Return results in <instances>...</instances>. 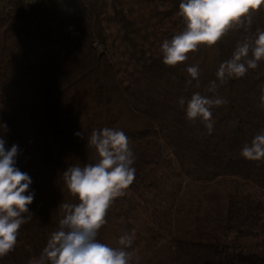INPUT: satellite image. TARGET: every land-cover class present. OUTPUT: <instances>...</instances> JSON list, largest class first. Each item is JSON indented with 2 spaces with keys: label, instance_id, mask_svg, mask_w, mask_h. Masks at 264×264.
<instances>
[{
  "label": "trees",
  "instance_id": "trees-1",
  "mask_svg": "<svg viewBox=\"0 0 264 264\" xmlns=\"http://www.w3.org/2000/svg\"><path fill=\"white\" fill-rule=\"evenodd\" d=\"M179 3L4 0L0 125L7 128L0 135L6 148L19 146L17 167L30 175L35 197L32 218L0 264L39 258L58 229L59 205L78 202L63 171L98 160L74 133L87 137L104 127L126 134L136 173L107 210L101 243L117 247L122 234L134 231L131 264H264V160L241 156L264 132V61L242 78L220 83L216 76L239 41L264 30V5L250 27L234 28L167 66L162 44L185 26ZM194 64L197 79L187 72ZM214 80L215 94L208 91ZM196 92L228 101L212 109L211 134L179 104ZM142 218L151 225L144 227Z\"/></svg>",
  "mask_w": 264,
  "mask_h": 264
},
{
  "label": "clouds",
  "instance_id": "clouds-1",
  "mask_svg": "<svg viewBox=\"0 0 264 264\" xmlns=\"http://www.w3.org/2000/svg\"><path fill=\"white\" fill-rule=\"evenodd\" d=\"M262 5L264 0H180L179 14L185 26L171 40L163 42V63L175 66L185 62L188 54L201 45H215L230 30L250 27L252 13ZM261 61H264V30L257 28L254 36L237 43L232 57L219 65L216 76L220 83L242 78L249 69H257ZM187 72L197 79L199 66H189ZM217 90V82L211 81L208 91L215 94ZM261 100L264 101V96ZM227 103L219 95L205 96L199 92L187 102L183 97L179 99L186 118L201 119L209 134L214 127L212 109ZM0 127L6 129L7 125ZM74 135L87 141V148L95 150L98 160L83 166L74 164L63 171L64 184L78 202L59 205L62 218L58 229L50 234L39 258L29 264H131L133 256L129 249L135 240L134 231L122 234L117 247L97 239L106 224L110 205L124 195L135 179L136 157L129 139L123 131L110 127L93 129L87 137L82 131ZM6 143L0 135V257L15 250L18 230L32 218L29 205L35 197L30 190L33 183L30 175L17 167L19 146L13 144L8 149ZM241 156L250 161L264 160V132L243 147Z\"/></svg>",
  "mask_w": 264,
  "mask_h": 264
},
{
  "label": "rangeland",
  "instance_id": "rangeland-1",
  "mask_svg": "<svg viewBox=\"0 0 264 264\" xmlns=\"http://www.w3.org/2000/svg\"><path fill=\"white\" fill-rule=\"evenodd\" d=\"M34 1L32 0V3H33ZM28 4H31V3H28ZM153 219V218H152ZM141 221H142V225L145 227H147L148 225H151V224H149L150 222H149V219H146V218H142L141 219ZM154 226H151V232L154 230V228H153ZM148 233L149 232H146L145 234L146 235H148ZM143 259H144V257H142ZM169 264H175V262H170Z\"/></svg>",
  "mask_w": 264,
  "mask_h": 264
},
{
  "label": "built area",
  "instance_id": "built-area-1",
  "mask_svg": "<svg viewBox=\"0 0 264 264\" xmlns=\"http://www.w3.org/2000/svg\"><path fill=\"white\" fill-rule=\"evenodd\" d=\"M27 1H28V3H32V0H27ZM33 1L35 2V0H33ZM3 3H4V0H0V8H1Z\"/></svg>",
  "mask_w": 264,
  "mask_h": 264
},
{
  "label": "crops",
  "instance_id": "crops-1",
  "mask_svg": "<svg viewBox=\"0 0 264 264\" xmlns=\"http://www.w3.org/2000/svg\"><path fill=\"white\" fill-rule=\"evenodd\" d=\"M36 1H39V0H35V2H36Z\"/></svg>",
  "mask_w": 264,
  "mask_h": 264
}]
</instances>
